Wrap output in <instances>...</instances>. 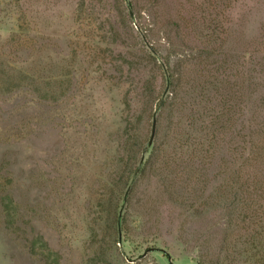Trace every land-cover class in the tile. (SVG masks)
Masks as SVG:
<instances>
[{
  "label": "rangeland",
  "instance_id": "obj_1",
  "mask_svg": "<svg viewBox=\"0 0 264 264\" xmlns=\"http://www.w3.org/2000/svg\"><path fill=\"white\" fill-rule=\"evenodd\" d=\"M0 55V264H264V0H0Z\"/></svg>",
  "mask_w": 264,
  "mask_h": 264
},
{
  "label": "trees",
  "instance_id": "obj_2",
  "mask_svg": "<svg viewBox=\"0 0 264 264\" xmlns=\"http://www.w3.org/2000/svg\"><path fill=\"white\" fill-rule=\"evenodd\" d=\"M12 57H16V56H12ZM2 59V56L0 55V60ZM17 60H19L18 58H17ZM8 74L10 75V77L11 78H14L15 76H13V75H20V72H18V71H14V70H9L8 71ZM8 90H10V89H7V91ZM155 117V116H154ZM152 144V143H151ZM134 171H136L135 169H134ZM1 193H3L2 195L7 199L8 197H11V191L8 189V188H5L3 191H1ZM19 220V219H18ZM119 236H120V234H119Z\"/></svg>",
  "mask_w": 264,
  "mask_h": 264
},
{
  "label": "water",
  "instance_id": "obj_3",
  "mask_svg": "<svg viewBox=\"0 0 264 264\" xmlns=\"http://www.w3.org/2000/svg\"><path fill=\"white\" fill-rule=\"evenodd\" d=\"M155 129H156V121H155V117L153 116L151 132H150V137H149V141H148V146H150L152 141H153V138H154V135H155ZM154 250L155 249L150 248L148 251L151 252V251H154ZM158 251H160V250H158Z\"/></svg>",
  "mask_w": 264,
  "mask_h": 264
}]
</instances>
